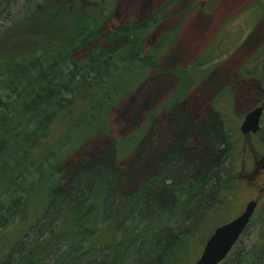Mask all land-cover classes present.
Masks as SVG:
<instances>
[{
    "label": "trees",
    "instance_id": "16d2710c",
    "mask_svg": "<svg viewBox=\"0 0 264 264\" xmlns=\"http://www.w3.org/2000/svg\"><path fill=\"white\" fill-rule=\"evenodd\" d=\"M208 1L168 0L108 28L112 5L91 13L60 0L40 22L34 0H0V24L23 6L0 28V39L23 32L0 48V264H186L197 227L231 196L218 89L190 98L214 63L201 69L207 57L185 63L189 44L175 49L188 14L196 34L204 28ZM170 10L182 20L149 43ZM134 93V129L114 135L111 111ZM53 128L61 133L49 142ZM91 140L105 145L80 153ZM229 253L218 264L254 255L229 262Z\"/></svg>",
    "mask_w": 264,
    "mask_h": 264
},
{
    "label": "rangeland",
    "instance_id": "374dc122",
    "mask_svg": "<svg viewBox=\"0 0 264 264\" xmlns=\"http://www.w3.org/2000/svg\"><path fill=\"white\" fill-rule=\"evenodd\" d=\"M167 1L73 0L69 9L73 8L77 11L82 8L93 13L101 10L102 7L110 8L112 5L111 18L105 22V26L111 28L117 23L124 22L129 17H133L138 21L145 20L157 12ZM185 1L192 5L196 0ZM208 2V0H198L197 6L199 9H204ZM60 3V0H34L33 12H35V18L33 21H44L45 13L49 9L51 11L53 7L58 8L57 6ZM22 8L21 2L13 7L11 11L13 18L3 20L0 28L3 23V26L7 27L16 13L23 12ZM176 9H178L177 6ZM179 10H181V7H179ZM209 12V17L202 19L204 28L197 34L193 30L196 24L195 13L188 14L178 34L175 49L184 44H189L184 53L185 63L194 61L199 55L207 57V63L201 65V69L214 63L210 77L207 76V81H204L191 92L190 98L194 101H204L206 100L204 98L206 94L215 92L218 89L214 104L223 114L225 126L232 141L230 164H226L224 168L225 173L229 172L231 174V196L228 203L224 204L214 214H209L204 218L201 225L203 227H197V232L192 238V245L187 253L186 264H194L200 255L211 227L213 229L235 218L241 213L245 203L257 196L254 187L250 184V187L246 188L245 183H242L238 174L241 172L240 168L242 167L245 176L249 175L252 170V156H256L257 161L264 157V1L216 0L214 5L210 7ZM179 20H182V17L177 14L171 15L170 10L150 33L149 43H154L160 34L176 26ZM22 33L19 26L10 28L6 35L0 39V48L4 43L14 42L20 45L22 43ZM208 83L213 86L207 89ZM205 86L207 90L205 89V92H203ZM138 95L139 93H134L131 97L132 100H130L131 98L127 99L111 111V124L115 128L114 135H123L134 129L130 122L128 110L129 103H134ZM147 98L149 99L150 96L147 95ZM141 101V110H144L143 107L148 108L152 103V99L144 101L143 98ZM205 103L210 106L209 100ZM259 105L263 106L260 120L261 129L254 136L248 137L241 133L240 123L248 111ZM60 133L61 131L58 128H53L49 142H53ZM104 145L105 140L87 141L79 152H96L101 150ZM259 170L261 171L257 174V177L248 179L252 184L253 180L256 184L264 176V166L263 168L259 167ZM257 203V208L248 226L229 253L227 259L229 262H232L235 258H244L254 252L251 258L243 260L240 264H264V193L260 194ZM17 226L18 224L14 223L11 228ZM205 228L208 232L205 231Z\"/></svg>",
    "mask_w": 264,
    "mask_h": 264
},
{
    "label": "water",
    "instance_id": "95a60500",
    "mask_svg": "<svg viewBox=\"0 0 264 264\" xmlns=\"http://www.w3.org/2000/svg\"><path fill=\"white\" fill-rule=\"evenodd\" d=\"M263 106L248 111L239 126L242 134L256 133L260 129ZM264 188V179L262 182ZM257 205L255 199L249 200L240 214L228 222L216 226L204 241L200 255L194 264H218L230 252L247 227Z\"/></svg>",
    "mask_w": 264,
    "mask_h": 264
},
{
    "label": "flooded vegetation",
    "instance_id": "af4514ba",
    "mask_svg": "<svg viewBox=\"0 0 264 264\" xmlns=\"http://www.w3.org/2000/svg\"><path fill=\"white\" fill-rule=\"evenodd\" d=\"M260 120H261V118H260ZM260 129H261V124H260ZM260 129L256 133H258L260 131ZM256 133H250V134H247L246 136L252 137ZM252 159H253V162H252V167H251L252 170L249 173L250 176L249 175H246L245 176V174L243 173L244 171L242 170V167L240 168L241 172H239L238 175H239V178L241 179L242 183L243 184L245 183V187L246 188L247 187H250V184L252 185V187H254L255 191L257 192V196L254 197L253 199H255L256 201H258V197L260 196V194L261 193H264V188H263V185H262L264 176H262V178H260L258 180V182H256V184H254V180H253V184H252L248 179L251 178V177L255 178V177L258 176L257 174L261 171V170H259V167L263 168V166H264V157L260 161H257V157L256 156H252ZM241 176H243V177L241 178Z\"/></svg>",
    "mask_w": 264,
    "mask_h": 264
}]
</instances>
